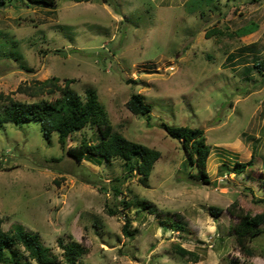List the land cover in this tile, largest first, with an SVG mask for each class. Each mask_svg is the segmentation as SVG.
<instances>
[{
	"label": "rangeland",
	"instance_id": "rangeland-1",
	"mask_svg": "<svg viewBox=\"0 0 264 264\" xmlns=\"http://www.w3.org/2000/svg\"><path fill=\"white\" fill-rule=\"evenodd\" d=\"M7 2L0 8V94L53 100L60 93L38 92L35 82L55 77L62 87L73 80L77 95L95 91L114 133L160 158L147 180L126 178L119 161L75 162L55 134L43 139L38 122L6 124L2 229L36 233L58 259V240L77 242L85 251L78 264H264V232L249 244L253 254L241 251L229 233L239 220L227 211L233 203L251 215L264 211L256 181L264 175V71L255 67L264 61V0H57L53 8ZM243 27L256 31L233 34ZM132 94L150 106L148 121L127 109ZM162 124L203 130L209 184L195 180L196 169L186 176L181 145ZM82 135L98 140L95 129H84L66 148ZM251 153L252 178L225 173ZM123 200L133 205L124 209ZM209 207L222 212L214 217ZM125 216L131 239L122 234ZM173 245L199 260L180 258Z\"/></svg>",
	"mask_w": 264,
	"mask_h": 264
},
{
	"label": "trees",
	"instance_id": "trees-1",
	"mask_svg": "<svg viewBox=\"0 0 264 264\" xmlns=\"http://www.w3.org/2000/svg\"><path fill=\"white\" fill-rule=\"evenodd\" d=\"M57 0H27V2L39 8H53ZM76 3L90 2L92 0H70ZM105 1V0H104ZM212 3L213 0H209ZM7 0H0V8L4 7ZM256 30L243 27L236 30L233 34L241 37L249 35ZM215 32V31H212ZM258 70L264 71V61L255 63ZM25 69V68H24ZM264 77V73L262 74ZM59 79L52 77L42 82H35V88L38 92L52 95L60 93L59 97L49 100L40 99L32 102H20L11 98L9 95L0 94V129L6 124L18 125L25 122L35 121L40 125L42 137L46 142H50L53 134L56 135V141L59 148L75 162L80 163L87 160L93 165L99 166L103 162L119 161L123 167V176L126 178L132 174H138L144 180H147L154 168L156 161L160 158L157 150L151 149L145 145L132 142L120 134L113 132L112 125L108 119L102 105H100L95 91L86 89L83 97L77 95L70 88L73 80H64L63 86L58 85ZM22 91L21 87L18 91ZM32 95H36V92ZM127 109L135 116L150 119V106L145 104L139 94H132L126 103ZM170 139L180 143L181 149L185 154V161L182 165L188 178H193L191 169L197 170L195 180L203 184H209L208 173L206 171L207 159L210 154V148L206 144L204 132L201 129L189 128L185 126L170 127L161 125ZM84 129H95L98 133V140L93 142L86 135H82L79 145L66 148V144L71 136ZM223 166H227L222 164ZM254 167V155L251 153L247 162L236 161L232 167H225V173L234 176L251 177V170ZM257 178L264 191V175ZM252 178V177H251ZM253 180V179H252ZM113 195L117 196L121 192L117 186L112 187ZM257 202L264 204V198L257 199ZM124 209H129L132 201H121ZM110 215L119 214L118 211L107 207ZM141 210H146L152 214L154 209L152 205L143 204ZM209 213L212 216H218L221 209L209 207ZM228 213L239 221L230 227V236L235 241L239 249L249 255L253 250L249 244L264 232V211L259 214L251 215L244 213L236 208L233 203L227 208ZM180 229L178 225H173ZM130 221L125 216L122 226V234L131 239L132 234L129 230ZM61 249V259L52 254L44 247L39 236L34 233H26L21 227L16 226L10 230L2 229V218H0V264H78L81 256L85 252L77 242L63 244L62 240L57 241ZM173 251L180 258H186L192 262H197L198 256L191 251H187L179 245H173Z\"/></svg>",
	"mask_w": 264,
	"mask_h": 264
},
{
	"label": "water",
	"instance_id": "water-1",
	"mask_svg": "<svg viewBox=\"0 0 264 264\" xmlns=\"http://www.w3.org/2000/svg\"><path fill=\"white\" fill-rule=\"evenodd\" d=\"M60 54L62 53V52H59Z\"/></svg>",
	"mask_w": 264,
	"mask_h": 264
}]
</instances>
